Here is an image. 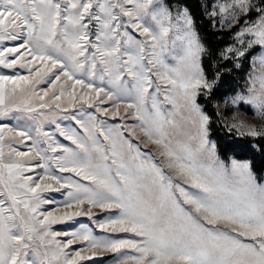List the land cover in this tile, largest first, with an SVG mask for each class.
<instances>
[{
    "label": "snow or ice",
    "instance_id": "snow-or-ice-1",
    "mask_svg": "<svg viewBox=\"0 0 264 264\" xmlns=\"http://www.w3.org/2000/svg\"><path fill=\"white\" fill-rule=\"evenodd\" d=\"M214 131L264 153V0H0V264H264Z\"/></svg>",
    "mask_w": 264,
    "mask_h": 264
},
{
    "label": "trees",
    "instance_id": "trees-1",
    "mask_svg": "<svg viewBox=\"0 0 264 264\" xmlns=\"http://www.w3.org/2000/svg\"><path fill=\"white\" fill-rule=\"evenodd\" d=\"M190 2L195 4L196 0H190ZM209 39L214 46L220 43L218 38L211 35ZM228 83L229 81H226L222 87L227 88ZM212 138L217 140L220 154L224 159L235 157L240 160H251L257 174L264 175V153L257 152L250 147L252 143L250 138L227 135L222 131H214Z\"/></svg>",
    "mask_w": 264,
    "mask_h": 264
},
{
    "label": "rangeland",
    "instance_id": "rangeland-1",
    "mask_svg": "<svg viewBox=\"0 0 264 264\" xmlns=\"http://www.w3.org/2000/svg\"><path fill=\"white\" fill-rule=\"evenodd\" d=\"M253 115H254L253 110H251L250 108H247V107H246V119H248L249 122L257 123V124H258L259 121H257V120H253V119H252V118H253ZM79 219H80V220H83L84 222H87L86 218H79ZM55 227H62V226L57 225V226H55ZM106 255L110 258L112 254H106Z\"/></svg>",
    "mask_w": 264,
    "mask_h": 264
}]
</instances>
